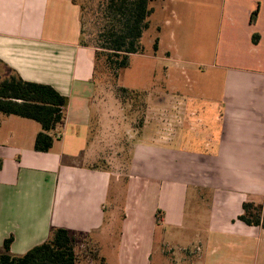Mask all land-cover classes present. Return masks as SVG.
Returning a JSON list of instances; mask_svg holds the SVG:
<instances>
[{
  "label": "crops",
  "instance_id": "obj_1",
  "mask_svg": "<svg viewBox=\"0 0 264 264\" xmlns=\"http://www.w3.org/2000/svg\"><path fill=\"white\" fill-rule=\"evenodd\" d=\"M165 1H152L151 18L166 11ZM154 2L160 3L158 9ZM156 27L159 49L148 56L164 61L162 73L150 80L147 123L143 139L134 145L122 199L127 213L117 219L108 203L120 184L97 164L99 133L108 116L96 100L95 51L81 43L80 5L74 0H0V67L50 85L69 99L47 153L34 149L42 130L38 122L15 115L0 121V247L13 236L11 252L23 255L44 243L53 228H66L76 241L79 236L94 239L96 254L107 263L116 262L117 254L122 264H151L160 229L162 253L170 246L184 250L180 230L188 229V205L195 201L197 211L207 208L208 228L197 256H184V264H264V229L239 219L245 202L264 207V72L259 71L264 34L255 44L257 32L248 33L257 59L221 67L222 90L206 99L182 92L181 54L169 45L173 39L163 34L164 26ZM164 49L170 56L162 54ZM213 77L217 83L218 76ZM171 90L179 91L175 103ZM176 113V133L157 129L158 116L165 127ZM144 209L149 222L142 221ZM190 217L195 219L196 212ZM169 227L179 235L166 238Z\"/></svg>",
  "mask_w": 264,
  "mask_h": 264
},
{
  "label": "rangeland",
  "instance_id": "obj_2",
  "mask_svg": "<svg viewBox=\"0 0 264 264\" xmlns=\"http://www.w3.org/2000/svg\"><path fill=\"white\" fill-rule=\"evenodd\" d=\"M78 1L84 7V40L94 48L97 43V34L102 26V5L106 0ZM160 3L154 2L155 9H158ZM163 4L166 6V11H162L161 15L157 13L153 15L151 24L153 22L154 27L146 32L143 39L146 49L144 55H133L130 66L124 71L120 70L119 73L113 69V66L108 65L106 55H102L98 60L99 65L95 75L98 86L96 100L102 102L108 117L99 133L100 159L97 164L110 170L120 184L117 197L112 195V200L108 203V210L115 211L117 219H120L122 214L124 217L127 213L126 202L122 203V199L132 164L134 145L143 139L142 129L147 123V91L150 80L153 79L154 73L157 72V76L162 73L161 64L164 61L148 56L153 54V44L160 33V28L158 29L156 24L160 23V26H164L163 34L166 35L168 41L170 38L173 39L169 45H174L181 54V58L179 57L178 60L180 66L186 71L183 73L180 70L178 75L182 84V92L193 97L204 95L202 97L206 99L222 90L224 78L220 75L221 67H230V65L242 67L250 60L254 62L257 59V54L252 51V46L248 41V33L252 31L264 34V0H167ZM251 12H258L256 20L253 22H250ZM159 16L160 18H158ZM166 24H168L167 28ZM230 28H234V36H230ZM231 37L235 38L232 44H230ZM164 48H166V43ZM262 48L260 47L261 51ZM167 50L162 51L164 56H170V52ZM259 71L264 72V67ZM4 74L7 72L0 67V80ZM212 74L214 77L218 76L216 77L217 83H212L210 79ZM159 85L161 86L162 83ZM123 87L137 90L138 94L132 93L133 97L131 94L123 97L125 95L121 91ZM170 95L176 96L171 99L172 103L174 100H176L174 103L178 101L179 91L171 90ZM178 115L176 113L171 117V121L165 122V127L162 116H158L159 128L157 127V129L161 132L165 129L167 133H176L179 122ZM126 200L127 198H125ZM199 206L200 204L195 201L189 202L187 222L190 225H187V230H180V232L184 231L182 234V241L185 243L184 250L167 246L166 254L162 253L160 246L163 243L164 232L160 229L156 245L158 250L153 256L151 264H184L182 262L184 256H197L199 241L204 240L208 228L205 220L207 208L204 206L197 211ZM130 212L132 214L133 210ZM143 212L148 213L147 209H144ZM194 212L197 215L195 219L190 217ZM109 213L108 215H110ZM142 221L149 222L150 216L147 214ZM125 222L128 221H124L123 218L121 222L123 230H125ZM175 231L170 228L166 238L169 233V237L173 235V238L175 235H179ZM109 244L111 242L107 245L109 246ZM114 246L119 251V239L116 240ZM97 248L96 242L89 236L77 238L76 250L82 264H97L94 259ZM115 255L113 257L116 262L111 263L108 260V263L122 264L123 258L120 259L117 254Z\"/></svg>",
  "mask_w": 264,
  "mask_h": 264
},
{
  "label": "trees",
  "instance_id": "obj_3",
  "mask_svg": "<svg viewBox=\"0 0 264 264\" xmlns=\"http://www.w3.org/2000/svg\"><path fill=\"white\" fill-rule=\"evenodd\" d=\"M153 0H106L102 5L101 29L96 37L95 75L98 60L107 56V63L117 73L130 66L133 55L145 54L143 43L146 32L151 27ZM81 8V43L92 46L84 40L83 12L84 7L74 0ZM258 12H253L251 22L256 20ZM262 39L259 33L252 36L253 43ZM154 53L159 49V38L153 44ZM126 95L138 94L137 90L121 88ZM133 93V94H132ZM123 95V94H122ZM68 97L62 95L54 87L24 80L17 72H7L0 80V121L4 117L19 116L31 119L41 125L37 134L34 149L47 153L52 150L55 141V130L66 115ZM4 164L0 157V170ZM243 213L239 219L250 226L264 229V207L252 202L243 204ZM13 236L6 239L0 247V264H82L76 250V238L66 228H53L49 238L42 244L30 249L23 255L11 252ZM97 264H108L104 258L94 257ZM99 260V261H98ZM92 264V263H89Z\"/></svg>",
  "mask_w": 264,
  "mask_h": 264
}]
</instances>
